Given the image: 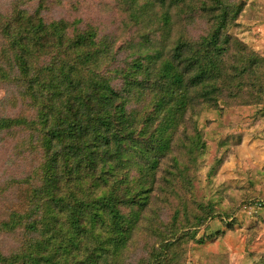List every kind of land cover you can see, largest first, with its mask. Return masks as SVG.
<instances>
[{
  "label": "trees",
  "instance_id": "obj_1",
  "mask_svg": "<svg viewBox=\"0 0 264 264\" xmlns=\"http://www.w3.org/2000/svg\"><path fill=\"white\" fill-rule=\"evenodd\" d=\"M125 1L127 37L38 13L0 20V147L11 144V164L32 162L4 183L29 188L25 206L9 201L0 218V264H119L109 254L121 255L135 222L120 211L151 205L164 159L183 175L176 146L190 157L202 148L187 126L230 88L224 59L240 45L228 33L240 7ZM139 1L158 10L146 18ZM199 21L205 34L193 38Z\"/></svg>",
  "mask_w": 264,
  "mask_h": 264
},
{
  "label": "rangeland",
  "instance_id": "obj_2",
  "mask_svg": "<svg viewBox=\"0 0 264 264\" xmlns=\"http://www.w3.org/2000/svg\"><path fill=\"white\" fill-rule=\"evenodd\" d=\"M227 1L240 7L236 25L228 31L240 45L224 59L230 88L224 89L217 107L200 104L191 117L187 133L191 137L199 130L202 148L192 157L185 148H174L182 155L183 175H170L176 168L164 159L166 168L162 164L156 174L151 205L143 211H120L135 222L118 250L121 255L109 254L119 264L158 262L159 255L161 264H264V0ZM46 6L49 10L43 12ZM130 6L124 0H0V20L38 13L70 23L79 20V29L91 25L127 37ZM141 8L146 18L158 10L149 13L144 2ZM205 29L197 22L189 35L197 38ZM3 96L0 89V100ZM11 151L9 143L0 147V218L8 206H25L29 188L23 183L7 190L4 184L11 177L24 178L32 167L31 161L11 164Z\"/></svg>",
  "mask_w": 264,
  "mask_h": 264
}]
</instances>
